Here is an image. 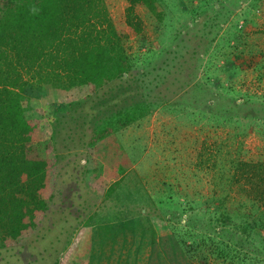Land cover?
Returning <instances> with one entry per match:
<instances>
[{"label": "trees", "instance_id": "obj_1", "mask_svg": "<svg viewBox=\"0 0 264 264\" xmlns=\"http://www.w3.org/2000/svg\"><path fill=\"white\" fill-rule=\"evenodd\" d=\"M124 1L123 23L117 26L104 0H0V255L6 254L0 264L8 255V264H56L65 259L64 251L78 247L83 227L98 222L92 218L99 200L95 180H85L93 170L90 153L118 126L143 115L156 101L178 99L189 90H199L198 100H212L191 72L197 67L198 44L204 42L193 36L204 26L203 14L155 57L143 52L145 63L138 66L137 56L124 45L142 32L136 6L157 18L162 12L158 0ZM235 26L237 40L240 29ZM78 87L90 92L75 106L63 98ZM43 89L57 97V113L51 117L50 105L40 107L37 100ZM225 99L216 96L215 109ZM232 102L233 107L240 104ZM118 146L123 163L127 156ZM234 169L217 167L205 204L179 213L169 197L157 199V205L140 184L132 191L126 188L122 173L103 188L99 212L110 201L118 212L113 219L137 216L140 235L148 231L151 245L161 231L171 251L181 250L193 264H256L264 261V160L238 158ZM247 169L256 176L249 186L239 180L252 176ZM236 181L242 199L233 196ZM70 234L78 236L75 245Z\"/></svg>", "mask_w": 264, "mask_h": 264}, {"label": "rangeland", "instance_id": "obj_2", "mask_svg": "<svg viewBox=\"0 0 264 264\" xmlns=\"http://www.w3.org/2000/svg\"><path fill=\"white\" fill-rule=\"evenodd\" d=\"M158 1L162 12L160 18L152 15L143 5L136 6L143 24L142 32L124 41L126 49L137 56L135 64L140 66L145 63L143 52L149 59L155 57L161 49L178 41V36L183 37L185 25L203 14L204 26L201 25L193 36H200L204 42L198 44L197 67L191 72L194 81L204 84L202 88L206 93L203 94L211 96L209 99L212 100H198L199 90H189L178 99L154 101L156 104L143 115L118 126L98 142L96 149L90 153L93 170L85 179L95 180L94 188L99 198L93 206L98 212L92 217L93 222L98 217V222L90 226L116 227L113 237H117V243L118 228L122 229L125 264L132 261L138 263L148 252V247L151 251L147 264H193L181 250L175 254L171 251L161 231L156 235L157 243L151 245L148 231L142 236L139 234L137 216L113 219L118 212L114 207H109L110 201L99 212L102 209L100 205L105 202L102 198L103 188L123 173L120 178L128 184L126 188L132 191V186L139 187L140 184L157 205V199L164 202L169 197L176 207L175 212L179 213L182 209L189 211L205 204L203 202L209 199L212 182L217 180V167L231 172L235 170L238 158L249 162L264 160V0ZM104 3L113 23L121 25L125 1L104 0ZM235 25L240 29L237 40L233 36ZM205 46L209 47L202 51ZM158 59L155 58L153 64ZM188 60L190 64L192 59L188 57ZM186 69L190 71V67ZM155 71H152L151 77ZM89 92L84 87L69 89L63 99L73 100L77 106L76 102L83 100ZM218 95L226 99L220 100L215 109ZM37 96L40 107L50 105L47 108L50 117L57 113L53 107L57 100L55 91L43 89ZM232 99L240 104L233 107ZM47 101L49 104H46ZM118 145L127 156L123 163L119 162L120 155L118 158L116 153L119 151ZM57 146L61 144L57 143ZM119 163L124 168L122 171H119ZM246 172L247 175L252 172V176L239 180L244 182L245 179L246 183L243 184L249 186L256 176H253V170L247 169ZM237 184V181L233 184L236 191L232 193L234 197L242 199L244 191L238 189ZM248 190V195L252 196L253 191L251 188ZM89 227H83L85 234L78 246L87 243ZM261 233L264 235V230ZM47 234L51 239L52 229ZM71 237L72 234L69 239L75 245L78 236L76 234L75 239ZM138 238L139 249L133 257L132 245ZM33 250L37 252L38 249ZM159 250L162 253L157 256ZM4 252H1L0 259L3 254L6 255ZM8 257L5 256L1 264H6ZM256 264H264V261Z\"/></svg>", "mask_w": 264, "mask_h": 264}, {"label": "crops", "instance_id": "obj_3", "mask_svg": "<svg viewBox=\"0 0 264 264\" xmlns=\"http://www.w3.org/2000/svg\"><path fill=\"white\" fill-rule=\"evenodd\" d=\"M116 230V227L110 226H90L87 232V235H89L87 236V243H85L83 246H78L74 250L71 249L70 253L68 250L64 251L65 259H59L56 264H74L72 261L76 262V264H125V256H122V233L120 232L122 229L118 228L119 243L116 242L117 237H113L116 235ZM138 244L139 238L135 241V245H132L133 257L139 249ZM150 251V247H148V252H145L143 258H141L138 263L137 261H134L135 263L132 261L131 264H147ZM66 256H68L67 260ZM71 256H74L73 260H69V257Z\"/></svg>", "mask_w": 264, "mask_h": 264}]
</instances>
